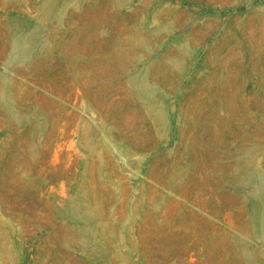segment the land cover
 I'll return each mask as SVG.
<instances>
[{
  "label": "rangeland",
  "instance_id": "rangeland-1",
  "mask_svg": "<svg viewBox=\"0 0 264 264\" xmlns=\"http://www.w3.org/2000/svg\"><path fill=\"white\" fill-rule=\"evenodd\" d=\"M262 177L264 0H0V264H264Z\"/></svg>",
  "mask_w": 264,
  "mask_h": 264
},
{
  "label": "bare ground",
  "instance_id": "bare-ground-1",
  "mask_svg": "<svg viewBox=\"0 0 264 264\" xmlns=\"http://www.w3.org/2000/svg\"><path fill=\"white\" fill-rule=\"evenodd\" d=\"M24 49H20V51H23ZM259 177V176H258ZM257 185H254L257 190H264V177L260 178L258 182H256ZM264 228V226H263Z\"/></svg>",
  "mask_w": 264,
  "mask_h": 264
}]
</instances>
